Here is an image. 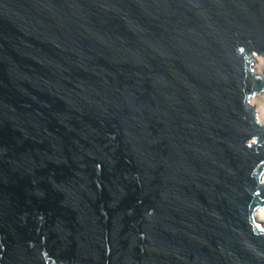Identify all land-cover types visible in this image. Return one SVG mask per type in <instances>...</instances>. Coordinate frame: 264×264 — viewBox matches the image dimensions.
<instances>
[{
  "label": "water",
  "instance_id": "water-1",
  "mask_svg": "<svg viewBox=\"0 0 264 264\" xmlns=\"http://www.w3.org/2000/svg\"><path fill=\"white\" fill-rule=\"evenodd\" d=\"M264 0H0V264H264Z\"/></svg>",
  "mask_w": 264,
  "mask_h": 264
},
{
  "label": "bare ground",
  "instance_id": "bare-ground-1",
  "mask_svg": "<svg viewBox=\"0 0 264 264\" xmlns=\"http://www.w3.org/2000/svg\"><path fill=\"white\" fill-rule=\"evenodd\" d=\"M254 70L256 73L260 72L261 73L260 75L264 76V57L255 58ZM262 94L252 98L250 103L253 104L256 109L258 122L264 125V95L261 96ZM263 179H264V174H263ZM255 215L256 218L264 224V208L257 209Z\"/></svg>",
  "mask_w": 264,
  "mask_h": 264
},
{
  "label": "rangeland",
  "instance_id": "rangeland-1",
  "mask_svg": "<svg viewBox=\"0 0 264 264\" xmlns=\"http://www.w3.org/2000/svg\"><path fill=\"white\" fill-rule=\"evenodd\" d=\"M257 73L261 74L260 72H257ZM263 95H264V93L261 96H263Z\"/></svg>",
  "mask_w": 264,
  "mask_h": 264
}]
</instances>
